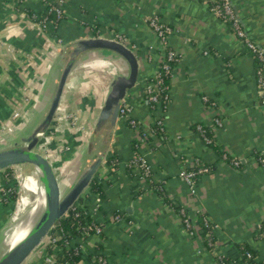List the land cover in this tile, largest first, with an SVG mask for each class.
<instances>
[{
  "label": "crops",
  "instance_id": "0c3cea01",
  "mask_svg": "<svg viewBox=\"0 0 264 264\" xmlns=\"http://www.w3.org/2000/svg\"><path fill=\"white\" fill-rule=\"evenodd\" d=\"M231 1L247 34L264 50V0ZM49 2L61 6L65 17L46 34L30 15H40ZM152 16L174 28L169 47L180 55L170 79L171 99L165 111L153 110L144 101L142 82L155 74L165 57V49L147 22ZM118 32L135 45L133 51L139 59L138 83L126 99L147 138L139 141L141 132L118 120L110 147L117 165L103 163L99 170L104 196L97 221L105 227L101 235L89 236L88 251L80 264H92L97 253L108 255L115 264H218L219 256L238 257L243 244L250 245L257 259L264 260V240L256 237L264 220V164L253 157L257 152L264 154V106L258 94L257 62L231 26L211 12L206 2L0 0V122L21 107L26 123L15 136L30 135L56 90L64 45L81 38H112ZM58 38L65 44L59 45ZM105 60H112L118 72L102 66L84 68L91 62L104 65ZM128 71L123 58L104 49H92L79 57L60 105L73 113L78 107L83 114L87 124L82 138H90L112 80ZM203 96L217 102L216 114L225 122L217 131V142L245 160L241 170L220 160L195 130L196 123L208 124L215 114ZM160 116L163 135L153 131ZM55 136L58 142L60 136ZM60 148L44 151L50 156L56 155V150L64 155L63 145ZM136 151L149 159L155 181L164 182L168 201L151 192L136 169L132 175L128 173L125 162ZM198 158L214 167L198 178L197 192L191 195L178 174L183 167L194 166ZM34 178L26 175V179ZM95 203L96 199L83 207L91 209ZM176 206L184 207L190 217L201 211L217 224L212 246L204 242L198 224L193 232L186 228ZM2 207L0 231L10 213ZM118 208L127 221L112 223L110 218ZM37 257L28 264H44L43 258ZM240 261L234 259L230 264H243Z\"/></svg>",
  "mask_w": 264,
  "mask_h": 264
},
{
  "label": "built area",
  "instance_id": "2783aa9c",
  "mask_svg": "<svg viewBox=\"0 0 264 264\" xmlns=\"http://www.w3.org/2000/svg\"><path fill=\"white\" fill-rule=\"evenodd\" d=\"M212 1L214 3L213 6L214 14H216L220 19L223 18L224 20H232L233 26L235 28L236 36L243 41V43L245 44L248 50L254 52L259 57L261 61V67L258 69L257 72L258 75H256L257 84H258V94L260 98L261 96L264 98V50L253 41V39L249 36V34H247L242 24V21L240 20V17L237 14L231 0H212ZM47 5L50 7L49 10L54 11V13L56 14V17L58 18L56 22L51 21L48 18H44L42 21H37V19L41 17L40 15H36V14L30 15L32 20L36 22L38 26L41 28V30L46 34H48V32L51 33L52 27L58 26L60 21L65 17L64 9L61 6H59L56 2H49ZM147 22L150 25V27L154 30V32L157 34L160 43L165 49V57L164 60L157 67L155 74L142 82L144 101L153 110L159 108L161 111H165L171 99L170 84H166L165 79L167 76H170L171 78L173 74L174 66L180 60V55L169 47V38L172 36V34H174L175 30L170 25L164 23L161 20V18H159L158 16H152L148 18ZM49 24L51 25V28L49 27ZM111 39H114L116 41H119L127 45L132 50L135 49V45L131 44L129 42L128 37L121 32L115 33ZM57 41L59 45L65 44L63 39L61 38H58ZM126 98L122 101L119 110L118 120L122 122H127V124H129L133 129L141 132V139L139 141L143 142L147 138V135L146 133L142 132V126L139 120L135 119L132 116L133 106L131 105V103L127 101ZM203 100L206 103V105L209 107V109L215 113L212 117L211 122L206 125H208V127H210L217 136V131L219 129H222L225 123L223 118H221L218 114H216V109L218 104L216 101L210 100L208 96H203ZM23 102L24 101H22V106H23ZM62 110H63V116L60 117L59 119L61 122H64L66 120H73V118L77 117L75 113L68 112L67 108L62 107L61 105L59 106L57 113H61L60 111ZM25 123H26V117L24 112L21 111L20 109H14L9 117L5 118L0 122V130L3 129L5 130V132L8 131L10 133L12 132L14 133L16 130H18V128H20ZM155 124L156 127L155 126L153 127V131L154 132L156 131L161 135H163V133L165 132V128L163 125V117L161 116L158 117ZM197 131L200 133L203 141L207 145L211 143L212 139L210 137L202 136V134L206 132V129H204L202 125H198ZM253 157L257 162H259V164H264V159L258 158L256 157V155H253ZM223 158L225 159V162L227 164H229L231 167L235 168L236 170H241L244 167L245 160L236 156L230 150L226 151ZM227 158L229 160L228 162L226 161ZM104 164L107 167L116 166L117 159L112 160L110 163L107 162L106 159L104 161ZM125 166L127 167L136 166V170L138 171L140 179L146 182L145 185L146 187L149 186L150 182L155 181L151 164L145 154H141L138 151L134 152L132 157H130V159L125 162ZM207 173H209V167L202 166L196 170H188V168L183 167L178 175H179V179L187 185L191 195H194L197 192L198 178H200L201 176ZM98 176H100V173H98ZM163 183L164 182H160V184ZM143 188L144 187H142L141 189ZM10 191L11 189L5 187L0 181V205H5L7 203V196L9 195ZM83 196H85V193ZM160 198L163 199L162 197ZM102 200H103L102 196L97 195L96 203L93 206V208L91 209L87 207L79 208L77 207V205H75L72 208V209H77V208L82 209L86 214H91L94 217H96L95 221L89 222L81 227V233H82L81 236L69 239L65 242V245L67 247L75 248L74 250L76 254H78L79 252L86 254L89 246V240H88L89 236L101 235L103 233L105 223L97 221V214L99 213V208L102 203ZM178 212L181 215L186 228L190 232H193L196 229L197 227L196 224H198V228H200V224L198 222L199 215H202L203 226H206L208 228L209 233L207 235L213 233V230L217 226V224H214L208 215L203 214L201 211H198L196 213V216L194 217H190L189 213L184 207H181V209ZM110 221L112 223L126 222L127 221L126 215L121 209L118 208L113 211ZM261 223L259 224L258 229L261 228ZM128 224H130V221H128ZM52 232L53 229L46 238V240L38 248L40 249L42 247L40 249L39 256L43 258L45 264H59L55 253L50 252V249H55L57 247L56 242L59 239V237L55 236L54 233ZM214 243L215 242L213 240L209 242L210 245H213ZM247 256L252 257L251 253H248ZM220 259L222 261L221 263L225 264L223 258ZM80 262L78 264H80ZM65 264H69V262ZM92 264H115V263L108 255L104 253H97L93 256Z\"/></svg>",
  "mask_w": 264,
  "mask_h": 264
},
{
  "label": "water",
  "instance_id": "95a60500",
  "mask_svg": "<svg viewBox=\"0 0 264 264\" xmlns=\"http://www.w3.org/2000/svg\"><path fill=\"white\" fill-rule=\"evenodd\" d=\"M92 49L113 52L127 62L129 71L127 74L115 76L112 80L110 91L80 158L79 171L70 186L62 190L57 164L48 154L38 150V146L55 120L73 67L84 52ZM59 59L61 72L45 119L30 135L22 136L15 142L8 141L5 147L0 148V171L20 165L35 166L41 171L39 180L45 190V206L39 217L27 235L0 256V264H24L46 240L55 225L84 195L109 154L122 101L138 83V56L127 45L111 38L89 37L74 40L64 45Z\"/></svg>",
  "mask_w": 264,
  "mask_h": 264
},
{
  "label": "trees",
  "instance_id": "16d2710c",
  "mask_svg": "<svg viewBox=\"0 0 264 264\" xmlns=\"http://www.w3.org/2000/svg\"><path fill=\"white\" fill-rule=\"evenodd\" d=\"M204 1L206 3H208V7L209 10L211 12H213V6L214 3L212 0H201ZM50 7L48 5H46V8H44V11L41 12L40 14V18L37 19V21H42L44 18H48L51 21H57L58 18L56 17V14L54 13V11H50L49 10ZM214 13V12H213ZM223 21H225L227 24H229L232 28V30L235 32V28L233 26V21L232 20H224L223 18H221ZM61 22V21H60ZM49 27L51 28V25L49 24ZM56 30V29H55ZM252 53L253 58L255 59V61L257 62V67H256V75L258 72V69L261 67V61L259 59V57L252 51H250ZM170 76L166 77V84H170ZM260 102L261 104L264 106V98L261 96L260 98ZM198 125H202L204 127V129H206V132L204 134H202V136L204 137H210L212 139L211 143L208 144V146L215 151V153L218 155V158L223 161H225V159L223 158L224 154L226 153V149H224L218 142H217V137L215 135V133L212 131V129L210 127H208V125H206V123H196L195 124V130H198ZM156 127V125H154ZM256 157L258 158H262L264 159V154L262 152H257L256 153ZM116 159V154L114 153V151H110L107 157V162H111L112 160ZM226 161L228 162V158L226 159ZM243 165V164H242ZM32 166V165H30ZM209 167V172H211L213 170L214 164H208L205 161H203L202 159L198 158L195 160V164L194 166H191L190 168H188V170H196L199 167ZM128 169V173H130L132 175V173H134V170L136 169V166H131V167H127ZM11 170H5L2 172L3 175V179H2V184L7 187L10 188L11 191L9 192V195L7 196V203L5 205H2L4 207H2V209H9V212L12 211L15 207V203H16V199H17V187H18V182L17 179L15 177L12 176ZM149 189L151 192H154L155 194H157L159 197H162L164 200L168 201V197H167V191L166 189L163 187V184H160V182H150L149 183ZM86 194H88V196L86 197ZM97 195L100 196H104V185L101 181V179L99 178V176L97 175L92 183L90 184L89 188L87 189V191L85 192V196L81 197L79 199V201L76 203L77 207L79 208H83V206L87 205V202H91V200L95 201ZM18 203V201H17ZM17 205V204H16ZM178 211L181 209L180 206H176L175 207ZM79 214V215H77ZM6 216V215H5ZM96 217H94L91 214H86L82 209H71L53 228V232L55 236H58L59 239L56 242V248L55 249H50L51 253H55L56 257H57V261L59 262V264H65L67 262H69V264H78L84 257L85 254L84 253H75V248L74 247H67L65 245V242L69 239L72 238H76L82 235L81 233V227L84 226L85 224L95 221ZM198 222L200 224V229H201V236L203 237V240L206 244L210 245L209 242L210 241H214L215 236H214V231L213 233H210L209 235H207L208 232V228L206 226H203L202 224V215H199L198 218ZM256 237L257 239H261L264 240V220H262L261 223V228H259L256 232ZM48 241V239H47ZM46 241V242H47ZM212 246V245H211ZM211 248V247H210ZM240 253L238 255V257L234 258V259H238L241 258V263L243 264H264V260H259L257 259V252L256 250H254L250 245L248 244H243L242 246H240L239 248ZM251 253L252 257H248L247 254ZM223 258V260L225 261V264H230L231 261H234L233 258H229V257H223V256H219L218 257V264H222L221 259Z\"/></svg>",
  "mask_w": 264,
  "mask_h": 264
},
{
  "label": "rangeland",
  "instance_id": "374dc122",
  "mask_svg": "<svg viewBox=\"0 0 264 264\" xmlns=\"http://www.w3.org/2000/svg\"><path fill=\"white\" fill-rule=\"evenodd\" d=\"M103 62H104V65H100L97 62H96V64H94L93 62L86 63L87 65H86V67L84 66V68H93V67L102 66V68H106L107 70H110V72H114V73L118 72L117 66L115 63H113L112 60H105ZM92 85H94V84L92 83ZM53 96H54V94L50 97L49 102L46 105L47 106L46 109L44 110V112H42V114L39 118V121H37L38 124L42 123V121L45 119L47 111L51 105ZM76 108L77 109H75V110L77 111V113H79L80 110L78 109V107H76ZM16 109H20L22 111L21 107L16 108ZM60 112L62 114L57 113L56 119L54 120L49 132H47L44 135V137L42 138V140L38 146V150L48 154L44 150H47L49 147H51L52 150H55L56 147H58V149L61 150L62 148H60V146L63 145L62 153L65 152L64 155H61V154L58 155L57 150L55 152L56 155H53V156H50L49 154L48 155L57 164L58 170L61 174V179L65 176L69 182L67 186H70V184L74 181V179L77 175V172L79 171L80 164H81V160H79L82 156L80 154L81 153L80 150L82 151L85 143H87L89 140L88 138H85V139L82 138L84 135L83 131L86 130L85 125L87 123L85 122V120H82L84 116L81 112H80L81 113L80 116H78L77 113L74 112L77 115V117L73 118V120H66L64 122H61L59 119H60V117L63 116V110ZM70 127H74V129L71 130ZM16 132H17V130L14 133L13 132L10 133L8 131L5 132V130L1 129L0 130V148L5 147L8 144V141H10V142L18 141L19 136H15ZM55 134L60 136V139L58 141L60 144L57 141H55L56 140L55 137H57V136H55ZM67 139L73 145L72 148L65 141ZM56 142H57V144H56ZM58 144H59V146H58ZM55 153H53V154H55ZM56 157H58V158H56ZM9 170H11L10 172H11L12 176L17 179V182H18V187H17L18 189L17 190L18 191H17V199H16L15 207L12 211H10L8 218L5 221L4 228L2 229V231H0V256L9 249L8 246L6 247L3 245V240H4L3 232L8 228L11 221L13 220L14 214L18 211L16 209L20 205L19 196L21 194V189H20V186L22 183L21 179L24 181H32V179H26V175H35V178L33 180L34 181L37 180V186L34 187L32 190H30L28 193L27 205L29 203L32 204L35 201H36L35 203H37V202L45 199L44 187L39 180L41 174L38 173L35 166L20 165V166H15L13 168H10ZM2 172L3 171H0L1 183H3L2 182V179H3L2 178L3 177ZM72 178H74V179L72 180ZM20 181H21V183H20ZM17 201H18V203H17ZM40 249L37 248L33 252V254L24 262V264H28V262L30 260H34L36 258V256H38L37 258H40L39 257ZM36 260L37 259H35L34 262H36Z\"/></svg>",
  "mask_w": 264,
  "mask_h": 264
},
{
  "label": "bare ground",
  "instance_id": "6f19581e",
  "mask_svg": "<svg viewBox=\"0 0 264 264\" xmlns=\"http://www.w3.org/2000/svg\"><path fill=\"white\" fill-rule=\"evenodd\" d=\"M36 170L38 171V173L41 174L39 168L36 167ZM73 179L74 178H72V180ZM21 181H20L21 194L19 196L20 205L16 209L18 211L14 214L13 220L11 221L8 228L3 232L4 234L3 245L6 247L8 246L9 249L14 245H16L20 240H22L27 235L29 229H31L32 225L35 223V221L37 220V218L39 217L40 213L42 212L45 206V199L37 203H35L36 202L35 201L32 204L29 203L27 205L28 193L30 190H32L34 187L37 186V180L24 181L21 179ZM68 183L69 182L67 178L64 176L61 179L62 190H64L67 187Z\"/></svg>",
  "mask_w": 264,
  "mask_h": 264
}]
</instances>
